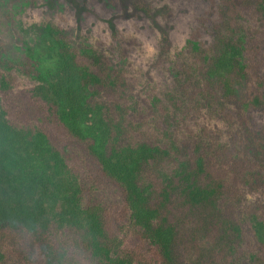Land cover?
<instances>
[{"label":"trees","instance_id":"16d2710c","mask_svg":"<svg viewBox=\"0 0 264 264\" xmlns=\"http://www.w3.org/2000/svg\"><path fill=\"white\" fill-rule=\"evenodd\" d=\"M212 9L152 69L122 34L92 50L51 24L32 65L0 40V96L33 75L75 145L0 98V264H264V0ZM84 159L120 204L85 200Z\"/></svg>","mask_w":264,"mask_h":264},{"label":"rangeland","instance_id":"374dc122","mask_svg":"<svg viewBox=\"0 0 264 264\" xmlns=\"http://www.w3.org/2000/svg\"><path fill=\"white\" fill-rule=\"evenodd\" d=\"M218 1L0 0V39L12 36L17 45L24 40L33 42L34 38L30 41L27 38L29 29L50 22L59 25L77 44L88 43L94 50L101 47L103 51L108 49L112 52L116 49V37L122 34L134 38L139 45L136 49L130 47L133 61L149 64V69H152L157 63L154 56L161 49L174 51L196 30L205 34L203 24L209 25L210 21L206 20ZM262 61L264 76V49ZM17 89L10 107L14 114L21 119L38 122L58 148L63 149L67 145L75 147L65 128L42 108L45 102L40 97L31 96L27 89ZM262 120L264 114L257 113L255 121ZM81 166L85 169L82 183L86 201L102 206L121 203V189L113 181L102 177L92 160H82Z\"/></svg>","mask_w":264,"mask_h":264},{"label":"flooded vegetation","instance_id":"af4514ba","mask_svg":"<svg viewBox=\"0 0 264 264\" xmlns=\"http://www.w3.org/2000/svg\"><path fill=\"white\" fill-rule=\"evenodd\" d=\"M51 24H55V23L48 22L39 28H34V27L30 28L29 36H27V38L29 41H30V38H34L33 42H28L24 40L21 45H17L15 39L12 36L10 39H0V40H3L8 43L9 47L12 48L14 55L16 57L20 56L24 61H28V63L32 65V62H34L33 58L37 55V53L46 51L47 47H49L51 44V39H52ZM57 26L60 27L59 25ZM73 43L78 48L87 46L88 48H91L92 50H94V48L91 47V45H89L88 43L82 42L80 44H77L74 41ZM12 74H14V76L16 77V81L14 82V84L9 85L10 88H7L6 92L5 91L2 92L3 94L0 96V98L3 101H4V96H6L8 100H10L12 103L14 98L16 97L18 87L21 88L22 90L27 89V92H29L31 96H35L36 89L39 87H42V85L44 84L42 81L35 80L33 78V75H28V74L26 75L25 73L21 72L17 65L14 66V69L12 70ZM28 89L30 91H28ZM7 95H9V97Z\"/></svg>","mask_w":264,"mask_h":264}]
</instances>
